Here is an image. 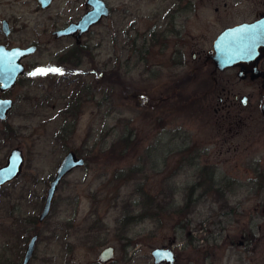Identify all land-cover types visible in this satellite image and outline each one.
<instances>
[{"label": "rangeland", "instance_id": "1", "mask_svg": "<svg viewBox=\"0 0 264 264\" xmlns=\"http://www.w3.org/2000/svg\"><path fill=\"white\" fill-rule=\"evenodd\" d=\"M27 1L18 0V10L39 31L45 17L32 14L35 3ZM103 1L111 14L86 38L93 59L71 65L67 88L53 99L43 97L55 91L58 75L38 73L27 92L32 101L18 88L10 96L14 109L0 120V167L15 149L24 156L19 177L0 190V264L4 251H24L33 236L36 257L28 264H101L106 247L115 251L107 264H153L155 248L172 249L176 264H264V88L233 67L216 72V82L210 75L183 80L218 34L264 14V0H194L197 12L180 20L192 37L166 46H152L146 29L155 23L163 31L164 20L150 18L168 0ZM46 39L32 59L40 70L70 46ZM179 50L187 53L186 68L174 65ZM194 50L201 59L193 63ZM206 78L212 85L205 91ZM78 91L75 115H64ZM68 151L86 164L63 178L41 222Z\"/></svg>", "mask_w": 264, "mask_h": 264}, {"label": "flooded vegetation", "instance_id": "2", "mask_svg": "<svg viewBox=\"0 0 264 264\" xmlns=\"http://www.w3.org/2000/svg\"><path fill=\"white\" fill-rule=\"evenodd\" d=\"M32 1L35 3L34 10L32 9L33 10L32 14L38 15L41 12L42 13L41 16L45 17V21L47 23L46 27H44L39 31L36 28H33L32 25L29 23L31 16L23 15L19 12L18 0H0V46H4L8 51H12V50L18 51V48L28 49L33 46L35 47L34 53L22 58L19 61L20 65H22L23 67V71L19 76H18V52L15 54V57H13L12 59L3 61L4 67L5 68L8 67L6 70H11L12 73L16 74L17 76L15 78V84L12 87L9 86L5 91L2 90L3 85L0 84V100L3 99L11 100L13 102V109L15 105H14V101L10 99V96L12 95L13 92L17 91L18 88L23 89L25 92L24 95L21 96L22 100L32 101L31 96L27 92L31 91L35 87L33 79L36 78L38 75L37 70L41 69V67L43 66L37 61H33L32 59L37 54L39 48L38 44L43 42L44 39L48 40L46 39L47 36H49L51 42L53 43H65V44H69L70 46L65 48L61 52L52 53L53 61H51L52 63L47 66V69H58L59 71H51L52 74L58 75L55 82L54 83L52 82L53 83L52 87L54 88L55 91H52L51 89L52 94L49 97H43V98L53 99V92H55L57 96H60V92H62L63 89L67 88L68 86L66 81L67 76L65 75L66 72L70 70V66L71 65L78 66L82 60H85L86 58L89 57L91 58V60L93 59L91 56V51L87 46L86 38L88 35L91 34L93 27L97 25L90 27L88 31H81L80 28L73 27L74 25L76 26L77 24H79L83 16L91 9V7L88 5V0H50L47 7L41 5L39 0H32ZM168 1H169L168 4L164 6L167 9L163 10L161 14L158 13L154 14V17L150 18V19H157L160 22L161 20H164L165 27L163 31H158L155 23L154 25H152L151 27H147L146 29L147 36L148 38H150V41H152L151 42L152 46H156L160 44L166 46L167 42L169 43L174 42L177 45L182 44L183 40L186 37H192L193 35L188 29L185 28V26L180 24V20L183 17L192 16L195 12H197L198 5L196 4V2L194 0H188L189 3H181L183 0H175L174 3H170V0ZM26 2L28 1L26 0ZM217 11L218 8H215V12ZM110 14H111V10H110ZM196 16L197 14H195V17ZM263 17L264 14L259 15L257 20ZM247 23H251V22H247ZM156 24H159V22ZM220 34H218L215 37V39L212 41V48L205 52L206 56L202 61V64L199 67H193L191 69H187V72L183 74V76H186L183 79L186 80L185 83L193 82L198 75L201 76L210 75L213 81L216 82V80H214L213 77V75H215L216 72L224 73L230 70V68L225 69L223 71L218 70L214 64L213 57H215V51L213 50V46ZM195 47L197 48V46ZM176 54L177 56L174 65L179 68H186L188 65V63L186 62L187 53L183 50H179L176 52ZM189 56L191 61L194 63L198 59H201L200 50H194V52L191 51V54L189 53ZM209 64H211V67H207ZM236 69H237L236 72V76H237L238 68ZM257 69L259 72H264V56L261 58V60H259L257 64ZM58 77L61 78L59 79ZM182 78L183 77L176 78L174 80L173 87L175 88L176 91L182 88L183 84H185L182 82L183 81ZM246 79H249L251 81L259 80L261 87L264 88V76L259 77L257 79H250V76H247L243 80ZM207 82H208L207 78H206V83L202 82L204 86L203 90L205 91L208 86L210 87V85H212ZM166 88L167 86L165 85L164 90H166ZM222 92H224V89H222ZM226 94L230 95V91L228 90ZM177 96L180 100L181 98L184 99L183 95L182 97H180V95ZM218 101L219 103L222 104L223 103L226 104V102H228V100L224 102V99L221 96H219ZM234 101L235 103L232 102L231 104L233 106H236L237 105L236 102L238 101L237 95H234ZM247 103H248V98L246 104ZM63 113L65 115L66 113L68 114L71 112L69 108H66L64 109ZM23 114L25 113L23 112ZM18 248H19L18 253L16 251L10 250L9 251L10 256L7 255L6 251H4L5 254L3 255V264H16V261H18V264H23L27 247H25L24 251H23V247H18ZM35 257H36V247H34V252L28 263L32 262L35 259Z\"/></svg>", "mask_w": 264, "mask_h": 264}, {"label": "water", "instance_id": "3", "mask_svg": "<svg viewBox=\"0 0 264 264\" xmlns=\"http://www.w3.org/2000/svg\"><path fill=\"white\" fill-rule=\"evenodd\" d=\"M41 5L47 7L50 0H39ZM91 9L83 16L79 24L74 28H80L81 31H88L90 27L98 25L103 19L110 16V9L103 0H88ZM213 57L214 64L218 70L228 68H238L237 76L245 79H257L264 76V72H259L257 64L264 56V17L251 22L241 23L230 28H226L214 43ZM18 52V76L22 73L23 67L19 61L35 52V47L28 49H20L18 51H8L4 46H0V84L3 85L2 90L5 91L9 86L15 84L16 74L11 70H6L3 61L10 60L15 57ZM14 55V56H13ZM11 80V81H8ZM247 98H242V105H246ZM13 109V102L9 99L0 100V120H7L9 112ZM260 112L264 118V102L260 106ZM22 151L15 149L8 158L7 164L0 167V190L8 183L16 180L21 174L23 167ZM85 166V160L78 157L74 152L69 151L57 166L54 178L49 184L46 197L42 207L39 220L42 222L48 215L52 206L55 192L65 176L73 170ZM37 236H33L26 249L23 264H27L30 260L37 241ZM153 264H176L177 256L170 248H155L150 253ZM115 258L113 247L104 248L98 255L97 260L101 264L112 262Z\"/></svg>", "mask_w": 264, "mask_h": 264}, {"label": "trees", "instance_id": "4", "mask_svg": "<svg viewBox=\"0 0 264 264\" xmlns=\"http://www.w3.org/2000/svg\"><path fill=\"white\" fill-rule=\"evenodd\" d=\"M81 94V91H78L76 94H73V98H72V101H71V103L69 104V110L71 111V113H73L72 115L74 116V110H73V108H75L79 103H80V97H79V95ZM76 109H78V108H76ZM72 116V117H73ZM203 173H205V171H204V169H201L200 171H199V180L198 181H200L201 180V178H203ZM207 180H209V178H206L203 182H206ZM203 182H200V184L201 183H203ZM212 181H209V183L207 184V186L208 187H210L211 185H212ZM199 184V183H198ZM197 186V185H196ZM195 186V187H196ZM199 186V185H198ZM209 189V188H208Z\"/></svg>", "mask_w": 264, "mask_h": 264}, {"label": "snow or ice", "instance_id": "5", "mask_svg": "<svg viewBox=\"0 0 264 264\" xmlns=\"http://www.w3.org/2000/svg\"><path fill=\"white\" fill-rule=\"evenodd\" d=\"M50 71H59V70L58 69H43V70L38 69L37 70V72L40 74H46L47 72H50Z\"/></svg>", "mask_w": 264, "mask_h": 264}]
</instances>
